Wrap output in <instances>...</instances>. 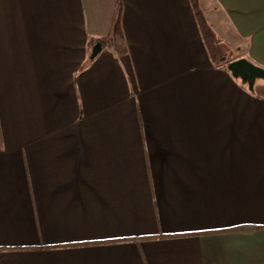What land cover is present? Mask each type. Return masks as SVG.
<instances>
[{
	"label": "crops",
	"instance_id": "1",
	"mask_svg": "<svg viewBox=\"0 0 264 264\" xmlns=\"http://www.w3.org/2000/svg\"><path fill=\"white\" fill-rule=\"evenodd\" d=\"M244 57L264 0H0V264H264Z\"/></svg>",
	"mask_w": 264,
	"mask_h": 264
},
{
	"label": "water",
	"instance_id": "2",
	"mask_svg": "<svg viewBox=\"0 0 264 264\" xmlns=\"http://www.w3.org/2000/svg\"><path fill=\"white\" fill-rule=\"evenodd\" d=\"M228 68L235 77H241L248 82L250 89L254 88L257 79H264V67L251 62L247 58L232 60Z\"/></svg>",
	"mask_w": 264,
	"mask_h": 264
},
{
	"label": "rangeland",
	"instance_id": "3",
	"mask_svg": "<svg viewBox=\"0 0 264 264\" xmlns=\"http://www.w3.org/2000/svg\"><path fill=\"white\" fill-rule=\"evenodd\" d=\"M227 41H228V47H229V49H227L228 50L227 59H233L238 54V51L236 48L238 41H234L232 38H229ZM260 79L264 80L262 78Z\"/></svg>",
	"mask_w": 264,
	"mask_h": 264
},
{
	"label": "trees",
	"instance_id": "4",
	"mask_svg": "<svg viewBox=\"0 0 264 264\" xmlns=\"http://www.w3.org/2000/svg\"><path fill=\"white\" fill-rule=\"evenodd\" d=\"M257 227H260V226H257ZM243 228L245 229V228H247V227H243ZM254 228H256V227H254ZM249 229H250V228H249Z\"/></svg>",
	"mask_w": 264,
	"mask_h": 264
}]
</instances>
